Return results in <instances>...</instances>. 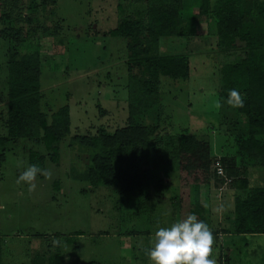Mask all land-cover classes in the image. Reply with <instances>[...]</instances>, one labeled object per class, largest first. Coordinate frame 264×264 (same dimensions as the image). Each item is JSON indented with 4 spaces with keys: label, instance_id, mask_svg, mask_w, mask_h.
Returning a JSON list of instances; mask_svg holds the SVG:
<instances>
[{
    "label": "rangeland",
    "instance_id": "rangeland-1",
    "mask_svg": "<svg viewBox=\"0 0 264 264\" xmlns=\"http://www.w3.org/2000/svg\"><path fill=\"white\" fill-rule=\"evenodd\" d=\"M31 2H37L35 9L30 10ZM144 2L0 0V18L6 14L15 21L12 32L0 23V140L6 138L7 62L13 52L38 55V108L45 125L63 106L69 125L66 136L49 146L42 131L39 144L25 139L0 142L1 264H150L146 249L154 233L180 221L176 140L188 133L210 145L209 183L200 186V203L194 208H201L215 238L210 258L216 264H264V235L238 237L229 227L233 197L243 192L232 186L240 175L227 176L225 168L236 157L237 141L246 135V117L219 95V71L225 62L242 57V44L236 42L233 49L221 43L216 20L208 15L196 19L193 33L165 38L161 52L188 57L187 84L174 88L160 78L155 112L149 120L131 118L126 101L127 39L112 38L108 32L123 19L144 20ZM186 6L185 14L196 12V3ZM148 122L154 133L149 156L139 166L147 172L145 180L129 191L115 178L106 186L87 180L92 157L102 149L80 146L73 137L110 135L127 124ZM258 139L264 142V137ZM121 148L129 152L131 144ZM30 165L53 174L50 180L37 175L32 192L27 184L16 182ZM111 165L114 171L124 169L115 158ZM216 166L223 168V177L215 175ZM248 175L251 188L264 185V167L248 169ZM194 193L191 186L190 204Z\"/></svg>",
    "mask_w": 264,
    "mask_h": 264
},
{
    "label": "trees",
    "instance_id": "trees-1",
    "mask_svg": "<svg viewBox=\"0 0 264 264\" xmlns=\"http://www.w3.org/2000/svg\"><path fill=\"white\" fill-rule=\"evenodd\" d=\"M144 3V20L123 19L108 32L112 38L127 39L126 101L131 118L143 121L155 112L160 78L167 79L174 88L187 84L188 57L161 52L160 45L165 38L193 33L196 19L208 15L216 20L221 43L233 49L237 48L236 42L242 44V57L225 62L219 71L222 88L219 95L227 98L229 90H238L244 96V106L236 109L246 117V135L237 141L236 157L225 168L227 176L240 175L233 180L232 186L234 191L243 192L242 197H233L229 227L236 236L264 235V185L251 188L248 180V169L264 167V142L258 139L264 137V0H218L216 4L211 0H145ZM195 3L196 12L185 14L186 4ZM36 4L31 2L30 10L35 9ZM9 18L3 14L0 23H5L12 32L15 21ZM133 68L137 74L130 73ZM39 75L36 53L8 55L4 139H25L39 144L42 131L43 141L49 146L50 142H57L68 133L66 106L53 112L49 124L45 125L38 108ZM149 123L127 124L110 135L101 132L92 137H73L71 141L80 146L99 145L102 149L92 157L93 167L88 170L87 180L93 185L106 186L115 178L124 191L145 180L147 172L139 166L149 156V138L154 133V126ZM128 144H131L129 152L121 148ZM114 158L124 165L123 170H113L111 160ZM176 158L180 220L197 212L198 220L207 224L201 208L198 211L194 208L200 186L208 185L210 179L212 158L208 140L190 133L178 135ZM191 186L195 190L192 204L189 202ZM48 264L54 263L50 260Z\"/></svg>",
    "mask_w": 264,
    "mask_h": 264
},
{
    "label": "clouds",
    "instance_id": "clouds-1",
    "mask_svg": "<svg viewBox=\"0 0 264 264\" xmlns=\"http://www.w3.org/2000/svg\"><path fill=\"white\" fill-rule=\"evenodd\" d=\"M226 103L232 108L244 106V96L236 89L228 92ZM216 109L222 104L217 101ZM37 175L52 179L50 169H42L37 165H30L17 178V183L28 185V191L36 188ZM222 208L217 209L221 211ZM214 236L209 226L198 220L195 214L174 222L170 227H161L153 235L151 247L146 249L150 264H216L215 259H210L213 253Z\"/></svg>",
    "mask_w": 264,
    "mask_h": 264
},
{
    "label": "built area",
    "instance_id": "built-area-1",
    "mask_svg": "<svg viewBox=\"0 0 264 264\" xmlns=\"http://www.w3.org/2000/svg\"><path fill=\"white\" fill-rule=\"evenodd\" d=\"M214 172H215V175L217 176H220V177L224 176V172L221 166H216Z\"/></svg>",
    "mask_w": 264,
    "mask_h": 264
},
{
    "label": "crops",
    "instance_id": "crops-1",
    "mask_svg": "<svg viewBox=\"0 0 264 264\" xmlns=\"http://www.w3.org/2000/svg\"><path fill=\"white\" fill-rule=\"evenodd\" d=\"M249 180V179H248ZM199 198H200V192H199ZM198 200V202L200 203V200L199 199H197ZM238 237H240V236H238ZM220 263H222V262H220Z\"/></svg>",
    "mask_w": 264,
    "mask_h": 264
}]
</instances>
